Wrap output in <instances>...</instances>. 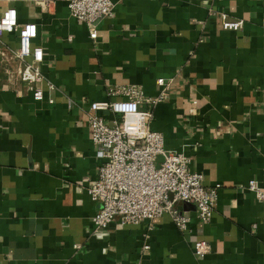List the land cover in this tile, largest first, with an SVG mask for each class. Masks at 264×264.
Wrapping results in <instances>:
<instances>
[{
  "label": "crops",
  "instance_id": "1",
  "mask_svg": "<svg viewBox=\"0 0 264 264\" xmlns=\"http://www.w3.org/2000/svg\"><path fill=\"white\" fill-rule=\"evenodd\" d=\"M112 1L91 39L66 0H0V16L14 8L19 24L0 37V264H264V206L248 190L264 191V0ZM223 14L241 29H223ZM22 31L43 51L42 102L19 79ZM160 80L167 99L142 109L165 150L220 186L212 220L178 202L186 232L165 215L95 234L88 189L101 161L88 107L121 100L108 90L122 86L154 98ZM199 240L211 247L202 258Z\"/></svg>",
  "mask_w": 264,
  "mask_h": 264
},
{
  "label": "built area",
  "instance_id": "2",
  "mask_svg": "<svg viewBox=\"0 0 264 264\" xmlns=\"http://www.w3.org/2000/svg\"><path fill=\"white\" fill-rule=\"evenodd\" d=\"M71 17L85 24L90 38L97 37L96 26L113 14L112 0H66ZM48 4L43 2L42 7ZM225 30L237 31L242 21H228L221 15ZM19 28L17 11L7 9L0 16V37L14 34ZM15 58L19 63L18 75L27 92L36 102L45 100V77L41 72L44 55L41 48L32 45L30 33L22 31L18 36ZM163 88L159 96L148 98L137 86L110 88L109 96H121L119 101L92 102L86 113L97 157L101 161L95 180L88 189L90 200L99 206L92 219L93 233L104 231L111 222L118 219L125 225L152 224L167 215L174 226L186 232L190 218L180 215L175 209L178 202L193 204L198 222L212 220L219 185L207 187L204 175L190 170V158L182 153L164 149L163 136L152 130V111H143L144 105L152 108L167 99L168 86L160 80ZM52 89V86H49ZM49 99L48 103L53 104ZM115 115L107 122L102 113ZM162 156L160 164L157 157ZM248 190L264 206V191L255 183ZM79 249L78 246L75 247ZM148 249V246L145 247ZM210 245L203 240L194 244V255L202 258L210 252Z\"/></svg>",
  "mask_w": 264,
  "mask_h": 264
}]
</instances>
